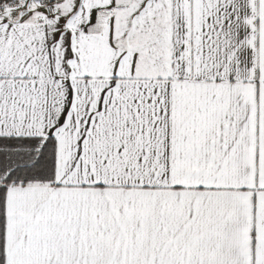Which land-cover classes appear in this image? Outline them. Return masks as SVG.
I'll list each match as a JSON object with an SVG mask.
<instances>
[{
    "label": "snow or ice",
    "instance_id": "obj_1",
    "mask_svg": "<svg viewBox=\"0 0 264 264\" xmlns=\"http://www.w3.org/2000/svg\"><path fill=\"white\" fill-rule=\"evenodd\" d=\"M0 264H264V0H0Z\"/></svg>",
    "mask_w": 264,
    "mask_h": 264
}]
</instances>
